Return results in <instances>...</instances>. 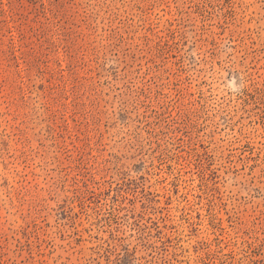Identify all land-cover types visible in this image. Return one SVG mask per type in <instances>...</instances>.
I'll list each match as a JSON object with an SVG mask.
<instances>
[{
  "label": "rangeland",
  "instance_id": "rangeland-1",
  "mask_svg": "<svg viewBox=\"0 0 264 264\" xmlns=\"http://www.w3.org/2000/svg\"><path fill=\"white\" fill-rule=\"evenodd\" d=\"M0 264H264V0H0Z\"/></svg>",
  "mask_w": 264,
  "mask_h": 264
}]
</instances>
